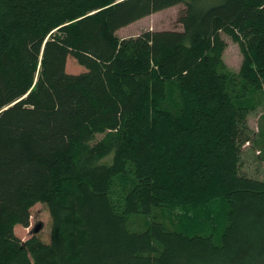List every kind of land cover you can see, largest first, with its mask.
I'll use <instances>...</instances> for the list:
<instances>
[{"label": "trees", "instance_id": "16d2710c", "mask_svg": "<svg viewBox=\"0 0 264 264\" xmlns=\"http://www.w3.org/2000/svg\"><path fill=\"white\" fill-rule=\"evenodd\" d=\"M245 144L264 161V0H0V264H264ZM38 202L49 240H22Z\"/></svg>", "mask_w": 264, "mask_h": 264}, {"label": "rangeland", "instance_id": "374dc122", "mask_svg": "<svg viewBox=\"0 0 264 264\" xmlns=\"http://www.w3.org/2000/svg\"><path fill=\"white\" fill-rule=\"evenodd\" d=\"M181 8L182 5H175L151 13L120 28L117 31V35L120 38H126L135 36L146 29H180V25L177 22V16ZM223 38L227 43L223 53L224 61L230 68L234 70L238 69L242 60V54L239 45L226 34H223ZM66 69L70 73H78L85 70V68L78 64L77 61L71 56L67 58ZM259 116L260 113H251L248 117V124L253 131H257ZM249 147V144H245L243 147L244 151L242 155L241 170L246 173L256 174L259 177H264V161L256 157L258 151L255 150V152H253ZM50 222L51 217L47 206L42 202H38L31 208L30 225L28 227L17 225L15 231L22 240H26L36 232V234L39 235L41 239L48 241L50 237ZM36 227H38V230L35 231ZM232 247L233 245L231 243H226V249L223 254L229 253ZM219 252L222 251H218L216 253Z\"/></svg>", "mask_w": 264, "mask_h": 264}, {"label": "water", "instance_id": "95a60500", "mask_svg": "<svg viewBox=\"0 0 264 264\" xmlns=\"http://www.w3.org/2000/svg\"><path fill=\"white\" fill-rule=\"evenodd\" d=\"M38 230V227L35 228V231Z\"/></svg>", "mask_w": 264, "mask_h": 264}, {"label": "crops", "instance_id": "0c3cea01", "mask_svg": "<svg viewBox=\"0 0 264 264\" xmlns=\"http://www.w3.org/2000/svg\"><path fill=\"white\" fill-rule=\"evenodd\" d=\"M17 226V225H16ZM16 226H15V228H16ZM16 230V229H15Z\"/></svg>", "mask_w": 264, "mask_h": 264}]
</instances>
